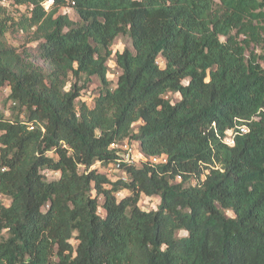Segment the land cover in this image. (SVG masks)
I'll return each mask as SVG.
<instances>
[{"label":"trees","instance_id":"1","mask_svg":"<svg viewBox=\"0 0 264 264\" xmlns=\"http://www.w3.org/2000/svg\"><path fill=\"white\" fill-rule=\"evenodd\" d=\"M11 2L0 264H264V0ZM9 31L35 48L9 45ZM120 36L133 48L113 52ZM239 123L249 131L229 146ZM125 142L144 159L114 179L104 167Z\"/></svg>","mask_w":264,"mask_h":264},{"label":"built area","instance_id":"2","mask_svg":"<svg viewBox=\"0 0 264 264\" xmlns=\"http://www.w3.org/2000/svg\"><path fill=\"white\" fill-rule=\"evenodd\" d=\"M11 3H12L11 0H0V5L4 7L11 8L12 7ZM74 4L75 3H72V5ZM41 5L46 12H51L55 6V0H43ZM13 7H16L24 14L31 15L34 5L32 3L14 4ZM61 10L63 11V13L71 12V6H69V8H62ZM10 91L11 89L9 86L0 87V105L8 97ZM254 119H257V117H255ZM248 131H249V126L247 123L236 124L235 128L229 129L225 132V135L223 136V141L229 146H233L236 143V136L239 134L247 133ZM111 148L118 150V158L115 160V162H113L109 166L104 167V171L108 176L114 179H125V174L124 171L122 170V165L124 163L127 164L137 163L140 160L144 159L142 154L140 155L139 158L135 156V151H134L135 148L129 142H125L123 144L113 143L111 145ZM166 161H167V157L164 155L160 157H153L151 159V162L153 164L159 162H166Z\"/></svg>","mask_w":264,"mask_h":264},{"label":"rangeland","instance_id":"3","mask_svg":"<svg viewBox=\"0 0 264 264\" xmlns=\"http://www.w3.org/2000/svg\"><path fill=\"white\" fill-rule=\"evenodd\" d=\"M10 13L13 16H17L19 13V9H17L16 7H13L11 9ZM5 38H6L9 45L17 47L19 49H23L24 46L31 47V49L35 48V46L32 44L25 45L26 36L23 33H17V32L12 33L11 31H9V32H7ZM126 48H129V49L133 48L131 45V42H130V38L127 36L118 37L114 41V44L112 46L113 52L123 51ZM160 64H161V66H164V60L162 58L160 59ZM111 67H113V69L111 70L109 75H110L111 79H113V78L116 79L118 74H119V73H117L118 69L115 68L114 64H111ZM100 84L101 83H100L99 79L94 77V78H92L91 82L88 84L87 88H84V90L82 91V93H83L82 99L84 101H86V103L91 107L94 105V98L97 96V94L99 93V91L101 89ZM169 97L172 98L173 101H177L180 99L179 95H169ZM3 106H4V104L2 103L0 105V107L3 108ZM7 106H8V104L5 106L4 109H6ZM134 148H135V150H134L135 156L137 158H139L141 153L137 150V148L135 146H134ZM5 203H8V201H5ZM157 205H158V199L156 197H146V196L142 197V200H141V206L142 207L150 209V208H155ZM1 235H3V234H0V237H1ZM181 235H184V232H182Z\"/></svg>","mask_w":264,"mask_h":264}]
</instances>
